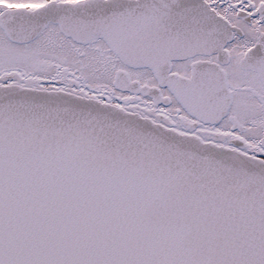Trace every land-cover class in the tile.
Masks as SVG:
<instances>
[{
  "label": "snow or ice",
  "instance_id": "obj_1",
  "mask_svg": "<svg viewBox=\"0 0 264 264\" xmlns=\"http://www.w3.org/2000/svg\"><path fill=\"white\" fill-rule=\"evenodd\" d=\"M0 264H264V0H0Z\"/></svg>",
  "mask_w": 264,
  "mask_h": 264
}]
</instances>
